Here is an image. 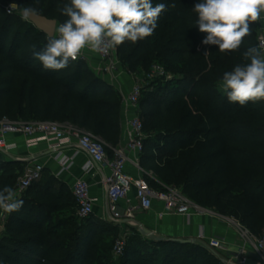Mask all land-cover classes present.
Listing matches in <instances>:
<instances>
[{
    "label": "trees",
    "instance_id": "obj_1",
    "mask_svg": "<svg viewBox=\"0 0 264 264\" xmlns=\"http://www.w3.org/2000/svg\"><path fill=\"white\" fill-rule=\"evenodd\" d=\"M66 2L0 0V119L54 121L111 142L119 128L120 93L82 60L65 70H44L33 57L32 46L40 50L49 37L4 8L8 3L17 4L21 11L35 7L38 14L59 25L65 19L60 10ZM157 2L166 3L168 9L154 34L116 47L124 67L159 60L171 76L160 79L156 88L147 86L139 98L144 132L149 127L139 155L142 176L155 189L182 183L192 202L233 218L260 236L264 228V101L241 107L229 103L221 87L223 73L246 62L243 53L249 48L257 49L259 21L238 51L222 54L201 43L206 34L199 32L193 10L198 0H152L153 5ZM3 166L0 187L15 188L23 166L16 161ZM19 198L24 204L18 212L6 213L3 220L0 216V264L110 262L106 235L112 232L110 227L90 216L70 224L61 219L58 214L67 197L54 192L52 183L38 188L33 182ZM70 226L74 228L65 236ZM119 264L222 261L203 242L154 238L134 230Z\"/></svg>",
    "mask_w": 264,
    "mask_h": 264
},
{
    "label": "built area",
    "instance_id": "obj_2",
    "mask_svg": "<svg viewBox=\"0 0 264 264\" xmlns=\"http://www.w3.org/2000/svg\"><path fill=\"white\" fill-rule=\"evenodd\" d=\"M10 4L13 3L4 6L6 12L15 13L18 7L10 8ZM261 18H264V13L261 14ZM57 30L58 26L54 32V35L58 36ZM257 49L261 54H264V35L262 33L257 34ZM89 55H93L99 60V65L95 68L97 76L102 78L107 76L110 80L117 78L120 73V60L116 48L110 47L104 52H92L85 48L77 60L86 63L89 60ZM153 76L164 79L171 77L159 66H153L146 78ZM142 90V81L135 76L131 91L121 95V105L125 110L123 128L125 142L122 146L115 148L111 155L108 154L107 145L100 137L77 127L47 120L23 122L7 118L0 119V152L6 155L15 148V143L7 140L9 135L24 137L27 148L44 142L51 150L60 152L67 146H73L78 152H83L87 156V161L82 167L83 175H101L105 186L106 199L103 204V219L117 226L131 224L136 211H148L153 204L162 205V210L159 212L161 216L164 214L190 215L191 212H198L202 207L190 201L179 187L168 185L161 189H155L142 175L131 176L126 171L128 157L136 158L137 162L143 151V141L146 138L138 104ZM137 167L140 168L138 163ZM42 172L41 164L34 160H25L14 188L18 197L41 177ZM71 192L77 204L78 217L84 219L91 216L96 198L91 196L90 185L83 176L76 178ZM130 194H133L136 204L128 203ZM121 202L126 204L121 205ZM5 215L6 213L3 211L0 212L2 220ZM0 228L2 229L1 225ZM240 232L244 243L235 251L228 249V241L223 237L205 236L203 232H200L196 239L203 242L213 254L218 256L222 264H250V259H253V264H264V228L260 236L253 235L244 227H241ZM131 234L132 231L129 228H121L111 250L112 258L119 259L123 255ZM246 244H251V251L246 248Z\"/></svg>",
    "mask_w": 264,
    "mask_h": 264
},
{
    "label": "clouds",
    "instance_id": "obj_3",
    "mask_svg": "<svg viewBox=\"0 0 264 264\" xmlns=\"http://www.w3.org/2000/svg\"><path fill=\"white\" fill-rule=\"evenodd\" d=\"M167 9L166 3L153 5L152 0H68L60 10L65 19L58 26V36L50 37L38 51L33 45L32 55L44 70H65L85 48L104 52L152 36ZM193 10L199 32L206 34L201 43L230 54L240 49L252 25L261 20L264 0H198ZM20 14L28 19L38 9L25 7ZM243 58L246 62L223 73L221 83L228 102L241 107L264 101V54L249 48ZM23 204L12 186L0 187V211L12 214Z\"/></svg>",
    "mask_w": 264,
    "mask_h": 264
},
{
    "label": "crops",
    "instance_id": "obj_4",
    "mask_svg": "<svg viewBox=\"0 0 264 264\" xmlns=\"http://www.w3.org/2000/svg\"><path fill=\"white\" fill-rule=\"evenodd\" d=\"M57 26L59 25L57 24ZM258 33L264 35V18H261L259 21ZM85 64L93 74H96L95 68L99 65L98 58L89 55V60ZM119 70L120 73L115 80H110L107 76L100 78L118 91L120 95H123L131 91L135 76L121 66ZM124 114L125 110L121 105L117 118L119 124L118 133L111 142L104 141L110 154L113 153L115 148L122 146L125 142L123 135ZM7 140L14 142L16 146L6 155L0 152V172L4 167L3 165L11 161L19 162L21 166H24L25 160H34L36 163L41 164L43 166V172L41 177L35 181L36 187L42 188L52 183L54 192H61L67 197L66 206L59 211L58 215L61 219L68 220V224L73 220L78 223L77 204L74 202L71 188L76 178L83 176L90 185L91 196L96 198L93 206V214L90 218L93 221L103 223L110 227L112 232L106 234L108 237L116 230L120 232L121 228H129L132 232L134 230L141 231V229H147L149 234H143L149 237L189 239L192 241H197V235L203 232L205 236L225 238L228 241V249L230 251H235L244 243L240 232L242 226L236 220L204 207L198 212H191L190 215L164 214L161 216L159 212L162 210V205L153 204L148 211H136L134 221L131 224L117 226L103 219V204L106 199L105 186L101 175H83L82 167L87 161V156L83 152H78L73 146H67L61 149L60 152L51 150L44 142L39 143L37 146L27 148L24 137L22 136L9 135L7 136ZM137 163L139 164V157L137 162L136 158L132 156L128 157L126 171L131 176L142 175L143 169L141 167L138 168ZM105 173L108 172L105 171ZM128 203L136 204L133 194H130ZM125 204V202H121V205ZM246 248L251 251V244H246ZM250 264H253V259H250Z\"/></svg>",
    "mask_w": 264,
    "mask_h": 264
},
{
    "label": "rangeland",
    "instance_id": "obj_5",
    "mask_svg": "<svg viewBox=\"0 0 264 264\" xmlns=\"http://www.w3.org/2000/svg\"><path fill=\"white\" fill-rule=\"evenodd\" d=\"M20 12H21V10H19V9L16 11L17 14L21 15ZM24 21H27V20L24 19ZM120 66L123 69H125V70L129 68L130 70L128 72L132 73L134 76L138 77L142 81L143 90H145V88L147 86H150V88L151 87L152 88L155 87L157 85V83L160 81V79L161 80L164 79V78H159L157 76H153V77L146 78V75L150 72V69L153 66H159L163 70H165V67H164L163 63L161 61H159V60H148L147 62L143 61L142 63H140V61H136L132 65H127L128 68L127 67H124L123 64H122V62L120 61ZM148 131H149V127H147V125H146L145 126V134H147ZM178 187L182 190V192L185 194V196H187V198L190 201H192V196H191L190 191L184 189L182 183H179V186ZM228 218H230V217H228ZM230 219H233V218H230ZM73 228H74V226L68 227V229H66V231H64L65 236H67L69 233H71L72 230H73ZM118 236H119V232L116 230L110 237H107V239H108L107 242H108V246H109V252H111L112 247H113V245H114V243H115V241H116V239H117ZM180 258L181 257L179 256V258H178L177 261L180 262ZM108 264H119V259L111 258L110 259V262Z\"/></svg>",
    "mask_w": 264,
    "mask_h": 264
},
{
    "label": "water",
    "instance_id": "obj_6",
    "mask_svg": "<svg viewBox=\"0 0 264 264\" xmlns=\"http://www.w3.org/2000/svg\"><path fill=\"white\" fill-rule=\"evenodd\" d=\"M21 13V12H20ZM29 21L35 28L43 32L47 37L54 36V32L57 26V21L55 19L47 18L43 15L36 14L31 16L30 18L26 19ZM1 230V228H0ZM144 234H149L147 229H141ZM181 242H191L192 240H182V239H175Z\"/></svg>",
    "mask_w": 264,
    "mask_h": 264
}]
</instances>
